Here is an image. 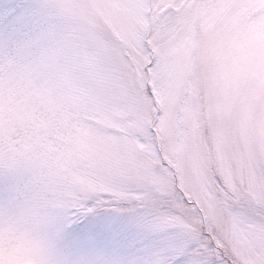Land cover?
<instances>
[{"label":"snow or ice","instance_id":"snow-or-ice-1","mask_svg":"<svg viewBox=\"0 0 264 264\" xmlns=\"http://www.w3.org/2000/svg\"><path fill=\"white\" fill-rule=\"evenodd\" d=\"M178 5L63 0L48 22L26 4L0 12V153L27 156L52 192L44 170L76 185L70 230L143 254L130 264H264V121L237 127L169 63ZM19 184L6 171L0 194Z\"/></svg>","mask_w":264,"mask_h":264},{"label":"clouds","instance_id":"clouds-1","mask_svg":"<svg viewBox=\"0 0 264 264\" xmlns=\"http://www.w3.org/2000/svg\"><path fill=\"white\" fill-rule=\"evenodd\" d=\"M62 2L0 0V12L26 4L48 22ZM176 12L169 63L188 81L199 77L213 102L231 108L237 127L245 116L252 124L264 121V0H179ZM9 170L20 176V184L10 196L0 194V264H130L143 255L76 243L70 223L81 207L78 187L44 170L49 184L62 186L52 192L35 182L27 156L0 153V176Z\"/></svg>","mask_w":264,"mask_h":264},{"label":"rangeland","instance_id":"rangeland-1","mask_svg":"<svg viewBox=\"0 0 264 264\" xmlns=\"http://www.w3.org/2000/svg\"><path fill=\"white\" fill-rule=\"evenodd\" d=\"M123 219V218H122ZM74 241L85 247L114 248L119 241L102 231L80 230L74 234Z\"/></svg>","mask_w":264,"mask_h":264}]
</instances>
